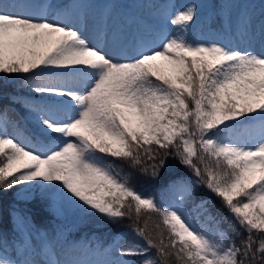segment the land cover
<instances>
[{
    "label": "snow or ice",
    "instance_id": "6c2138e0",
    "mask_svg": "<svg viewBox=\"0 0 264 264\" xmlns=\"http://www.w3.org/2000/svg\"><path fill=\"white\" fill-rule=\"evenodd\" d=\"M193 19L194 6L178 11L171 21L177 35L129 58L115 45L105 51L109 45L99 38L91 45L62 22L0 9V74H15L34 92L51 97L53 106L28 105L41 113L37 131L48 144L28 148L0 131V193L42 181L105 224L119 223L133 207L137 219L158 213L168 243L163 238L156 243L143 228H134L144 244L130 241L120 249L121 256L144 257L140 264H156L147 255L153 248L160 257L175 256L179 264H255L264 258V52L191 42L184 32ZM5 123L6 114L0 128ZM18 135L23 133L18 130ZM153 145L175 149L197 177L195 183L222 201L246 240L237 245L220 228L222 221L212 215L208 201L196 202L192 183L180 184L181 198L191 199L198 215H204L205 231L183 212L141 196L128 186L130 178L113 174L104 158L140 165L141 153L152 161L159 158ZM165 164L166 158H159L151 165L154 178ZM254 233L262 238L254 240ZM0 264L22 262L0 259Z\"/></svg>",
    "mask_w": 264,
    "mask_h": 264
},
{
    "label": "trees",
    "instance_id": "16d2710c",
    "mask_svg": "<svg viewBox=\"0 0 264 264\" xmlns=\"http://www.w3.org/2000/svg\"><path fill=\"white\" fill-rule=\"evenodd\" d=\"M21 11L29 10L38 18L48 20H60L68 25L74 18L73 6L79 3L80 9L92 20L104 17L106 28L116 32L118 25L121 30L129 35L133 31L142 33L149 22H153L151 15L158 8L162 0H5ZM235 0H211V15L206 24L198 27L187 28L186 38L194 43H199V34L207 40L209 33L214 30L224 36L227 32L223 24L222 15L230 10L227 5ZM247 1V0H246ZM127 15V16H126ZM225 39V38H224ZM224 46H228L226 40ZM239 49H243L241 41L236 42ZM128 53L133 56L135 47L130 42L127 45ZM52 98L47 94L36 93L32 88L15 74L6 83L0 82V120L6 114V123L0 131L6 130V125L21 128L25 133V140L33 148H38L49 141L38 134L39 127L36 124L37 117L41 114L33 112L28 105L37 108L49 109L53 106L49 103ZM55 135V134H54ZM198 139V138H197ZM26 143V142H25ZM154 153L158 152L159 158H166V164L159 169L160 175L156 178L152 175L151 165L159 164V158L149 160L141 153V164L132 166L130 161L105 156V160L113 165V174L120 179H129L128 186L133 188L143 197L152 198L160 207L169 209H185L194 219L197 218L198 230L205 231L207 223L204 215H198L193 208L191 199H182L180 194L181 183H192L195 189V200H207V207L217 220L222 221L220 228L240 245L247 239V234L235 223L234 218L224 207L222 201L206 189L202 184L195 183L197 177L192 170L180 162L175 154V149H157L152 146ZM167 153L166 157L165 154ZM103 155V154H98ZM203 173V165L194 160ZM214 164V162H212ZM44 183L33 181L14 186L6 193H0V259L21 261L24 255L31 256V247L24 243L18 231V225L32 230L40 239L39 253L50 250L52 247L68 248L72 251L89 252L93 262L129 260L132 264H140L142 256L124 257L120 255V249L130 241L144 244V239L139 238L133 232L134 228H143L145 234H151L149 238L159 243L161 238L168 243V232L162 225V218L158 213H142L139 219L135 209L121 219L117 224H105L97 216L89 215L81 211L67 199L63 201L55 199L44 191ZM127 211V208L125 209ZM159 225V227H158ZM237 232L240 234L237 235ZM162 234V235H161ZM262 237L253 234V239L259 241ZM219 239V237H216ZM228 241H225L227 245ZM255 251L257 244L252 245ZM169 251V249H166ZM156 261V264H179L175 256L160 257L153 248L147 254ZM260 254H257L259 257ZM245 264H252L251 260ZM255 264H264V258H258Z\"/></svg>",
    "mask_w": 264,
    "mask_h": 264
},
{
    "label": "rangeland",
    "instance_id": "374dc122",
    "mask_svg": "<svg viewBox=\"0 0 264 264\" xmlns=\"http://www.w3.org/2000/svg\"><path fill=\"white\" fill-rule=\"evenodd\" d=\"M53 0H50L52 2ZM140 1V0H139ZM211 0H162L159 1L158 8L152 13L151 17L154 20L149 22L142 33L133 31L126 35L121 30V24L118 25L117 31L112 32L106 28L104 17L92 20L87 14H84L76 3L73 6L74 18L68 24L69 27L76 29L85 37L93 46L96 45L98 38L106 41L109 47L105 51L112 52L113 45L118 46L122 52V57H132L127 51L128 43H132L135 47V53L144 47H156L165 37H170L178 34V26L171 23L172 19L178 11H183L187 6H194V19L189 23L187 28L198 27L206 24L211 15L210 10ZM227 7L230 9L228 13L222 15L223 24L227 32L226 36L218 31L212 30L208 39L205 40L199 34V43L211 44L216 43L224 46L225 41H228L227 47L237 48L236 42L241 41L243 49H251L254 52H264V0H235L229 3ZM0 9L9 13H15L25 17L38 18L31 11H21L5 0H0ZM127 16V15H126ZM45 18V17H44ZM62 22L60 20H53ZM187 30V29H186ZM187 36V31L184 32ZM225 38V39H224ZM134 53V55H135ZM12 74H0V82L6 83L10 80ZM82 90V86H81ZM60 118L64 117V113H58ZM38 127L40 125L37 123ZM8 127L5 132L9 137H16L26 147L33 148L30 143L25 140V133L19 127L6 125ZM22 132L23 135H18ZM26 142V143H25ZM42 182V181H41ZM44 183V182H43ZM44 191L50 193L55 199L63 201L65 198L59 193L57 188L52 185H45ZM183 212L192 225L197 228V218L194 219L185 209H178ZM18 231L24 243L28 244L31 249V256L24 255V262H35V264H51V261H59L61 264H71V262H93L94 258L89 252L72 251L68 248L52 247L50 250H43L39 253L41 241L31 230L18 225Z\"/></svg>",
    "mask_w": 264,
    "mask_h": 264
}]
</instances>
